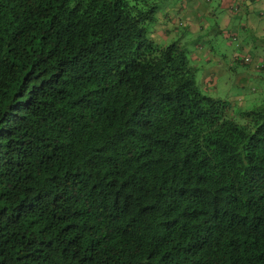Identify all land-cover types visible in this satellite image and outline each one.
Here are the masks:
<instances>
[{
  "label": "trees",
  "instance_id": "16d2710c",
  "mask_svg": "<svg viewBox=\"0 0 264 264\" xmlns=\"http://www.w3.org/2000/svg\"><path fill=\"white\" fill-rule=\"evenodd\" d=\"M158 5L0 0V264H264V97Z\"/></svg>",
  "mask_w": 264,
  "mask_h": 264
},
{
  "label": "rangeland",
  "instance_id": "374dc122",
  "mask_svg": "<svg viewBox=\"0 0 264 264\" xmlns=\"http://www.w3.org/2000/svg\"><path fill=\"white\" fill-rule=\"evenodd\" d=\"M253 3L263 6L264 0H158L159 21L162 22L166 14L183 16L194 33L201 31L200 25L204 22L202 29L209 38L219 37L220 30H225L227 37L231 38L227 41L231 43L229 45L221 40L219 46L211 41L205 50L195 48L202 52L204 58L194 61L201 62L198 65V81L202 83L205 74L208 78L214 77L216 85L211 92L236 103L237 107L246 106L247 98L260 102L264 97V70L255 71V66L264 60V7H260L259 14L257 10L245 13L248 4ZM180 7L183 9L179 10ZM208 11L211 15L205 14ZM198 34H193V38ZM194 47H197L196 44ZM206 51L210 58H205ZM243 57L249 58L245 66H241L240 59ZM210 60L212 63L207 62ZM244 70L249 73L248 76L241 74Z\"/></svg>",
  "mask_w": 264,
  "mask_h": 264
},
{
  "label": "crops",
  "instance_id": "0c3cea01",
  "mask_svg": "<svg viewBox=\"0 0 264 264\" xmlns=\"http://www.w3.org/2000/svg\"><path fill=\"white\" fill-rule=\"evenodd\" d=\"M223 1H225V0H223ZM260 7H264V5H263V6H262V4H257V5H256V3H253V4H251V5L248 4V9L245 11V13L250 14V13H252L253 11L257 10V11H258L257 14H259V9H260ZM263 15H264V14H263Z\"/></svg>",
  "mask_w": 264,
  "mask_h": 264
}]
</instances>
